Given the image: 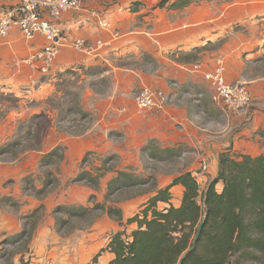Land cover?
<instances>
[{"label": "crops", "instance_id": "obj_1", "mask_svg": "<svg viewBox=\"0 0 264 264\" xmlns=\"http://www.w3.org/2000/svg\"><path fill=\"white\" fill-rule=\"evenodd\" d=\"M83 1L81 9L64 12L57 21L58 25L71 39L84 38L89 44L101 39L106 46L95 55L63 47L53 69L42 74L28 60L44 46V37L38 35L35 39H28L18 28H12L6 37H0V84L18 93L27 91L45 99L71 95L70 111L73 107H80L91 114V125L86 134L70 135L56 130L55 116L59 113L47 104L44 109L51 124L49 150L46 152L63 143L65 150L62 152L69 159L65 164L72 174L76 173L75 178L85 170L77 165L88 151H113L120 156L121 165L110 173V182L120 172L136 174L134 169L141 166L142 152L150 160L153 158L150 153H154L158 156L154 160L159 162L173 160L180 155L188 156L189 162L171 176L158 179L153 176L157 186L141 194L145 197L137 199L140 196L136 195L117 204L122 209L123 219L105 216L103 222L110 223L114 230L104 247L98 235L93 233L83 237L79 245L55 246V219L43 230L39 228L37 234L43 235L36 237L34 234L30 248L34 247V252L51 264L92 263L101 246L106 249L114 234L119 231L130 234L137 228V224H129L128 219L181 173L192 172L201 190H205L218 175L222 153L228 152L235 157L264 155V110L260 107H252L247 116L242 112L230 114L232 125L237 124L235 129L219 132V135L210 131L211 116L219 117L220 111L212 100L210 82L203 76L213 71L216 59L221 57L226 66L227 81L247 84L255 100H264V75L251 76L244 71L245 60L259 55L264 57V0H203L183 9L158 7V0ZM11 8V4L0 0V15ZM102 21L111 23V28H103ZM114 32L119 36H114ZM195 65L200 68L195 69ZM67 80L76 81L75 91L63 90V82ZM144 86L175 93L177 100L160 108L141 110L135 103L134 92ZM40 110L34 108L31 114H38ZM39 159L40 156L37 165ZM203 160L209 162L208 171L201 169ZM23 165L19 167L23 170L19 177L14 170L3 172L5 177L0 174V226L8 235L19 232L21 228L19 209L14 210L17 204L23 214L45 204L25 196V189L29 187L27 178L32 170ZM88 168L86 170L93 173ZM2 176L15 179V185L3 188ZM223 187L222 182L216 185L219 192ZM79 190L78 199L71 198L72 194L68 195V192L61 202L46 201L47 207L53 211L57 203L83 205L85 202L82 200L87 199L91 191ZM184 190L182 184L172 186L170 203L159 202V208L170 204L180 206ZM95 225L88 232H93ZM50 233H54L53 238H49ZM37 239H43V242L37 243ZM87 239L91 243L87 244ZM114 258V253L106 249L96 264H111ZM40 260L38 257L29 259L27 254L25 264H39Z\"/></svg>", "mask_w": 264, "mask_h": 264}, {"label": "trees", "instance_id": "obj_2", "mask_svg": "<svg viewBox=\"0 0 264 264\" xmlns=\"http://www.w3.org/2000/svg\"><path fill=\"white\" fill-rule=\"evenodd\" d=\"M158 1L157 6L161 8L183 9L203 0ZM72 110L88 118V113L80 107H73ZM18 144L17 139L6 142L0 148V154H13ZM150 154L153 158L157 156ZM58 158H63V154L60 148H55L42 157L40 165L49 166ZM103 175H94L85 169L75 180L98 186ZM27 181L33 184L30 177ZM150 181L151 188L155 189L157 185L153 176L140 179L133 174L120 172L110 182L109 189H114L113 192L131 189ZM219 182L224 184L221 192L216 189ZM177 184L185 187L180 206L170 204L169 207L159 208V202L170 203L171 187ZM133 196L128 195L126 198ZM57 208L66 215L55 219L57 232L70 225L71 230L75 228L73 219L82 222L91 218L89 224H93L98 216L97 210L106 212L111 218L123 219L122 209L118 205L107 208L101 203L94 206L63 204ZM128 223H136L137 228L130 234L117 232L106 248L115 255L111 264H264V155L235 157L228 152L222 153L218 175L204 191L192 172L181 173L171 185L159 189L150 197L128 219ZM32 231L23 229L13 241L24 239L25 236L31 238ZM100 254L90 264H96Z\"/></svg>", "mask_w": 264, "mask_h": 264}, {"label": "rangeland", "instance_id": "obj_3", "mask_svg": "<svg viewBox=\"0 0 264 264\" xmlns=\"http://www.w3.org/2000/svg\"><path fill=\"white\" fill-rule=\"evenodd\" d=\"M239 30H241V28H239ZM212 49L214 50L215 48L212 47ZM259 57L261 56H254L253 58H250V60H245L247 64L245 63L244 71L247 75H264V61L260 62ZM36 69L42 73L39 68ZM74 82L76 81H64V85H62L63 90L75 91ZM41 95L43 94H40V96ZM45 98L46 97L39 98L38 95H34L33 93H29L27 91L23 92V94L18 93L16 90H13L6 85L0 84V148L6 142L16 139L19 140L16 151L13 154H0V174L2 173V175L5 177V173L3 172L8 173L10 170H14L17 172L19 177V173L23 172V170H20L19 167L24 163L23 166L25 168L28 167L29 170H32L28 177H30L33 181V184L27 182V186L29 187L25 189V196L27 199L34 198L37 199L39 203L45 204L46 201L51 203L61 202V199H63L62 197L66 196L68 192V195L72 194L71 198L78 199L79 196H77V194L81 192L79 190L80 188L85 189L87 192L91 191V195L87 196V199L84 198V200H82V202L84 201L85 203H88H83V205L85 204L90 206L101 203L108 208L109 206L117 205V202H119L118 204H121L122 200L128 197V195H139L140 197H137V199L145 197V195L141 196V194L143 192H147L146 190L148 189H152V181L135 185L131 189L125 188L115 192L112 191L114 189H109V180L111 176L110 173H113L117 166L121 165L120 156L117 154V152L114 153L111 151L98 153L97 151H88L81 159H79V165H77L79 169H86L89 167L93 171L94 175L101 173L104 174L102 177H100V184H98V186H94L93 184L89 182L87 183L85 181H76V178L74 177L76 173L74 172L75 175L72 174V171L66 166L65 161L69 159L64 157L63 152V158L55 159L56 161L54 164L49 166H41L40 159H42V157L48 153L46 151L49 150V133L51 128L49 114L46 110H44L46 109V104L50 109H54L57 111V113H59L57 116H55L57 120L54 125L58 132H65L70 135H83L86 134L91 125V114L88 113L87 116L89 119H85L81 117V115L76 111L69 110V105L72 101L71 95H64L62 97L57 96L55 98L47 99ZM260 104L262 105L260 106ZM216 105V109L220 111V116L215 117L212 115L209 127L211 132L218 133L216 135H219V132H228L230 131V128H236L237 124L235 123V125H232L229 120L231 115H236V113L242 112V114L247 113L245 114V116H247L252 107H260L264 110V108H262L264 107V100L257 101L254 99V97L253 102L240 112H231L219 105ZM34 108H41V110L38 112V114L34 113L33 115L31 114V111ZM54 126L52 127V130ZM56 147L60 148L61 151L65 150L63 143L58 144ZM41 152H43V154H40ZM39 156V164L37 165V158ZM140 158L142 161L141 166H139L137 169H134L137 170L136 174L133 173L134 177L136 176L140 179H146L152 176H155L156 179H158V177L171 176L179 170L184 169V167L187 166V163L189 162L188 156L182 155L177 156V158L173 160L167 159L164 162H159L154 160V158L150 160L147 158V154L142 152ZM208 170L209 167L206 171ZM3 176L1 179V184L5 182L3 188L6 189L15 185V179L10 176L3 178ZM213 180L214 179H212L209 183H211ZM24 184L25 182L23 183L22 180V185L24 186ZM45 204H41L28 214L21 213L19 204H17V209L14 210L16 212L19 209L18 211L21 222V228L19 229L20 231H23L25 228L30 229V231L32 229L34 235L37 234V230L39 228L43 230V228L48 226L50 221H53L57 217H66L65 213H61L58 210L57 207L60 206L59 203L55 204L53 211L51 208L47 207V204L45 206ZM23 205L24 204H21L20 206ZM27 205H31V203H27ZM61 205H63V203ZM64 205L73 204L65 203ZM37 209L38 212H35ZM96 213L98 216L94 220L93 224L95 225L98 220H101V222H98L94 226L95 230L93 232H88L93 226V224H89L90 220H92L91 218H87V220L82 222H78L76 219H73L72 225L76 226V229L73 228L71 230L70 225L69 228H66L61 232H56L57 239L55 241V246H63V244H68L67 246L79 245L83 237L93 233V235H98L97 238L100 244L104 247L109 241V234H111L114 229H111L110 223L103 222V219H105V216H107L106 212L97 210ZM96 226L98 228H96ZM78 227H80V229H78ZM3 230L4 229L0 226V264H21V262L25 264L27 254L29 259H32L33 257H38L39 259L41 258V260L38 262L39 264H51L49 262H45L46 259H43V257L40 255L38 256V253L34 252V247L30 248V246L33 245V235L31 238L27 239V236H25L24 239L16 240L15 242L13 241V238L18 235L20 231L8 235ZM75 234L77 235L74 237L73 235ZM42 235L43 233H39L36 237H40ZM53 237L54 233H50L49 238ZM75 239L76 243H74ZM42 242L43 239H37V243ZM88 243H91V240H88L87 244ZM98 251L99 254L103 251L102 246Z\"/></svg>", "mask_w": 264, "mask_h": 264}, {"label": "built area", "instance_id": "obj_4", "mask_svg": "<svg viewBox=\"0 0 264 264\" xmlns=\"http://www.w3.org/2000/svg\"><path fill=\"white\" fill-rule=\"evenodd\" d=\"M12 5V8L0 15V37H6L12 28H18L28 39L41 35L45 39L44 46L35 52L28 60L29 64L39 68L43 74H48L56 64L63 47H73L76 51L87 55H95L106 43L98 39L89 44L84 38L71 39L58 25L57 21L66 11L79 10L83 0H1ZM102 27L111 28V23L102 21ZM114 36H119L114 32ZM216 67L211 72L203 74L204 79L212 87V100L215 104L231 112H240L253 102V96L245 83H230L226 79V66L222 58L217 59ZM195 65V69H199ZM176 86V83H172ZM136 105L141 110L160 108L174 104L175 93L151 87H141L134 93ZM202 170L209 167L208 160L202 161Z\"/></svg>", "mask_w": 264, "mask_h": 264}, {"label": "water", "instance_id": "obj_5", "mask_svg": "<svg viewBox=\"0 0 264 264\" xmlns=\"http://www.w3.org/2000/svg\"><path fill=\"white\" fill-rule=\"evenodd\" d=\"M201 227H202V225L200 226V228H199V232H200V230H201ZM198 238V237H197Z\"/></svg>", "mask_w": 264, "mask_h": 264}]
</instances>
